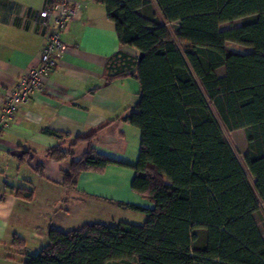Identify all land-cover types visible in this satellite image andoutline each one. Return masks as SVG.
I'll return each instance as SVG.
<instances>
[{"label": "trees", "instance_id": "1", "mask_svg": "<svg viewBox=\"0 0 264 264\" xmlns=\"http://www.w3.org/2000/svg\"><path fill=\"white\" fill-rule=\"evenodd\" d=\"M96 1L115 22L119 43L144 53L134 60L119 51L107 68L108 81L127 75L139 81L138 111L127 120L141 130L140 153L135 164L99 153L95 132L83 138L90 145L63 172V184L74 188L83 172L110 164L129 166L136 172L133 190L154 207L126 204L147 213L143 224L50 229L25 264H264L255 217L264 207V0ZM238 19L244 22L221 28ZM228 42L250 49L233 51ZM214 112L227 130H245V163L254 182ZM72 154L55 147L46 157ZM16 193L29 201L34 196ZM14 244L25 246L17 237Z\"/></svg>", "mask_w": 264, "mask_h": 264}, {"label": "crops", "instance_id": "2", "mask_svg": "<svg viewBox=\"0 0 264 264\" xmlns=\"http://www.w3.org/2000/svg\"><path fill=\"white\" fill-rule=\"evenodd\" d=\"M48 1L0 0V106L19 78L40 64L45 37L39 17L30 21V16ZM70 1L80 5L62 32L66 47L57 66L44 76L43 91L20 104L12 123L0 130V264H25L50 229L69 231L92 222L143 224L147 213L126 204L154 207L133 190L136 172L129 166L110 164L103 171L83 172L74 188L63 184V172L90 145L83 138L96 132V151L127 164L137 162L141 143V130L127 120L138 111V79L107 80L109 59L117 52L134 60L141 52L119 43L104 4ZM55 147L72 157H46ZM19 189L32 191L33 199L19 197ZM16 237L24 240L23 248L14 244Z\"/></svg>", "mask_w": 264, "mask_h": 264}, {"label": "built area", "instance_id": "3", "mask_svg": "<svg viewBox=\"0 0 264 264\" xmlns=\"http://www.w3.org/2000/svg\"><path fill=\"white\" fill-rule=\"evenodd\" d=\"M79 5L78 2L72 3L70 0H49L43 9L31 13L30 21H35V15L39 17L45 37L40 64L28 69L17 84L8 90L0 106V130L12 123L20 104L29 102L33 95L43 91L44 76L57 66L66 47L62 32L67 22L75 16Z\"/></svg>", "mask_w": 264, "mask_h": 264}, {"label": "rangeland", "instance_id": "4", "mask_svg": "<svg viewBox=\"0 0 264 264\" xmlns=\"http://www.w3.org/2000/svg\"><path fill=\"white\" fill-rule=\"evenodd\" d=\"M154 8L155 10L157 11V14L159 16H161V12H160V9L157 7V5L155 4L154 5ZM242 22H244V19H238V20H235L233 22H226V23H223L221 25V28L222 29H227V28H230L232 26H237V25H241ZM172 28L173 30H176L177 29V23H173L172 24ZM227 46L232 49L233 51H241V52H244V51H247L249 50L250 48L248 47H245L243 45H240V44H237V43H234V42H228L227 43ZM218 73L220 75H223L225 73V69L224 68H220L218 70ZM220 126H221V129H222V132L224 134V136L226 137V139L229 141V143L231 144L234 152L236 153L238 159L240 160L241 164L243 165L244 169L246 170V173H247V176L249 178V180L251 182H254V178L251 176V174L248 172V169H247V166H246V163H245V155L247 153V150H248V141H247V137H246V132L244 129H239V130H235V131H229L227 130L224 125L222 124L221 120L219 119V117L216 115V113L214 112ZM255 217H256V220H257V223L259 224V227H260V230L263 234V237H264V207H261L259 209V211L255 214ZM76 229V228H74ZM110 264H126V262L124 261H117V262H111Z\"/></svg>", "mask_w": 264, "mask_h": 264}, {"label": "water", "instance_id": "5", "mask_svg": "<svg viewBox=\"0 0 264 264\" xmlns=\"http://www.w3.org/2000/svg\"><path fill=\"white\" fill-rule=\"evenodd\" d=\"M143 55H144V53L141 52V53H140V56H139V60L143 57Z\"/></svg>", "mask_w": 264, "mask_h": 264}]
</instances>
